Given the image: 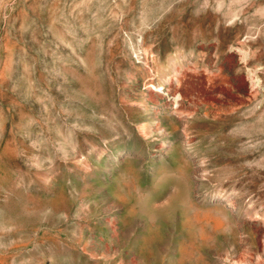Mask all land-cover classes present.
<instances>
[{"label":"rangeland","instance_id":"obj_1","mask_svg":"<svg viewBox=\"0 0 264 264\" xmlns=\"http://www.w3.org/2000/svg\"><path fill=\"white\" fill-rule=\"evenodd\" d=\"M0 264H264V0H0Z\"/></svg>","mask_w":264,"mask_h":264}]
</instances>
